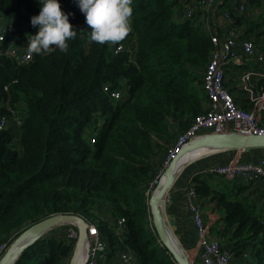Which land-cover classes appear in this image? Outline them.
I'll use <instances>...</instances> for the list:
<instances>
[{
    "label": "trees",
    "instance_id": "trees-1",
    "mask_svg": "<svg viewBox=\"0 0 264 264\" xmlns=\"http://www.w3.org/2000/svg\"><path fill=\"white\" fill-rule=\"evenodd\" d=\"M187 1L133 0L126 48L113 54L115 45L90 42L78 0H58L77 31L68 52L31 54L18 63L5 48L27 50V34L39 30L31 18L41 4L0 0L1 28L10 26L0 42V116L15 113L21 121L17 134L0 131L5 250L28 226L71 214L96 227L108 263L128 250L135 264H174L157 242L144 192L159 169L153 156L164 153L204 112L201 74L211 44L194 22L179 20ZM244 6L240 15L228 10L233 25L264 48V0H244ZM104 87L126 88L127 98L113 101ZM189 185L201 208L216 211L210 234L229 252L230 264H264V217L239 195L246 188L201 173ZM106 216L124 219L122 236ZM65 227L44 233L13 264H67L73 242L63 239Z\"/></svg>",
    "mask_w": 264,
    "mask_h": 264
},
{
    "label": "built area",
    "instance_id": "built-area-1",
    "mask_svg": "<svg viewBox=\"0 0 264 264\" xmlns=\"http://www.w3.org/2000/svg\"><path fill=\"white\" fill-rule=\"evenodd\" d=\"M230 9L238 15L242 14L245 10L244 0H189L180 9L179 20L194 22V25L200 28L211 44V52L201 74V88L205 98L204 112L185 132L176 135L171 144L167 146L161 156V168L154 180L163 173L168 163L184 146L202 136L224 133L264 136V124L262 123L264 48H261V43L257 44L253 38L241 36L228 14ZM5 31L9 33L10 26H6L0 32V42L3 41L2 32ZM126 43L127 37L114 46L113 54L122 52L126 48ZM5 49V55L14 58L18 63L30 60L31 54L26 49L15 48L12 45ZM231 67L245 68L240 71L235 86L243 92L245 100L250 105L249 109L237 105L227 90L225 72L227 68ZM260 83L263 85L260 86ZM5 89L6 87L3 88L4 91ZM102 90L104 93H108L109 98L113 101L127 98L126 88L108 92L104 87ZM20 122V117L15 113H10L8 117L0 116V131L11 128L15 131L14 134H17ZM244 151L246 150H236L237 153ZM202 174H213L228 181H237L250 191L256 184H264V154L252 162L233 160L214 164ZM156 183L157 181H153L148 190L144 192L146 202L152 185H156ZM183 197L184 208L190 214L195 230L196 245L199 250L197 257L200 263L230 264L229 252L222 248L217 240L209 238L210 228L202 218V209L196 202V194L191 185L185 188ZM110 223L116 236H122L125 231L124 219L117 218ZM65 226L63 239L74 243L77 236L76 227L74 225ZM84 244L86 247L83 264H103L105 262L106 245L99 238L96 227L92 224L87 225ZM185 254L188 258L187 253ZM114 264H135V258L130 251L121 250L116 255Z\"/></svg>",
    "mask_w": 264,
    "mask_h": 264
},
{
    "label": "water",
    "instance_id": "water-1",
    "mask_svg": "<svg viewBox=\"0 0 264 264\" xmlns=\"http://www.w3.org/2000/svg\"><path fill=\"white\" fill-rule=\"evenodd\" d=\"M249 149H264V136H242L235 133L209 134L190 141L175 155L164 169V182L158 190L149 195L146 205L149 221L157 238V242L166 250L174 264H191L186 254L179 248L176 242L169 238L167 223L162 218L160 210L163 205L164 195L169 190L175 175L174 166L177 158L188 152L192 153L191 159H195L200 158V156H205L204 154L207 153ZM65 225H74L77 230V236L68 260V264H75L86 240L88 224L82 218L71 214L49 216L28 226L9 244L0 258V264H13L20 253L31 246L44 233L55 227ZM168 225L171 226L172 223L169 222Z\"/></svg>",
    "mask_w": 264,
    "mask_h": 264
},
{
    "label": "crops",
    "instance_id": "crops-1",
    "mask_svg": "<svg viewBox=\"0 0 264 264\" xmlns=\"http://www.w3.org/2000/svg\"><path fill=\"white\" fill-rule=\"evenodd\" d=\"M252 67V66H251ZM253 68V67H252ZM245 68L231 67L227 68L225 72V85L227 90L231 93L235 103L244 109H249L250 105L245 100L243 92H241L235 83L237 81L240 71ZM263 83H260L262 86ZM262 123L264 124V113ZM264 154V150L261 149H249L242 153L236 151H224L210 154L205 157H198L197 159H190L185 164L192 162L193 164H185L178 171V178L171 184L169 190L166 192L163 198V205L161 206L162 218L167 223V231L169 232L170 239H173L179 248L187 253L188 259L191 264H201L198 259L199 250L196 245L195 230L192 225L190 214L184 208V193L185 188L190 184L191 177L198 173H203L207 169L211 168L214 164L225 163L233 160L239 162H252L258 160ZM185 166V167H184ZM246 196L250 202H253L257 211L261 212L264 217V184L258 183L255 187L249 190H244L242 193ZM202 218L205 224L210 228L214 227L217 222L216 211H210L211 207H202ZM108 222L112 220L106 216ZM169 222L172 225H168ZM210 239L214 237L210 234ZM173 242V241H172ZM116 257L103 264H114Z\"/></svg>",
    "mask_w": 264,
    "mask_h": 264
},
{
    "label": "clouds",
    "instance_id": "clouds-1",
    "mask_svg": "<svg viewBox=\"0 0 264 264\" xmlns=\"http://www.w3.org/2000/svg\"><path fill=\"white\" fill-rule=\"evenodd\" d=\"M39 15L31 18L33 27L39 26L38 33L28 35L29 54H47L55 49L67 53L69 41L74 40L77 31L63 13L58 0H39ZM133 0H78L80 11L91 28L90 42L100 45H117L131 33Z\"/></svg>",
    "mask_w": 264,
    "mask_h": 264
},
{
    "label": "bare ground",
    "instance_id": "bare-ground-1",
    "mask_svg": "<svg viewBox=\"0 0 264 264\" xmlns=\"http://www.w3.org/2000/svg\"><path fill=\"white\" fill-rule=\"evenodd\" d=\"M191 152H188V153H185V154H183V155H181L180 157H178L177 158V160H176V162H175V166H174V172H175V174L182 168V166L186 163V162H188L192 157H191ZM209 154H213V153H209ZM208 153L207 154H204V155H209ZM201 157V156H200ZM195 159H197V158H195ZM194 159V160H195ZM193 161V160H192ZM190 163V162H189ZM179 164H181L180 166H179ZM159 179V181L157 182V185H156V187L154 188V190L152 191V192H154V191H156V190H158L161 186H162V184H163V182H164V177H163V173H161L160 175H159V177L157 178V180ZM170 238V237H169ZM172 242V241H171ZM173 243V242H172ZM85 244L83 245V247H82V249H81V252H80V254H79V256H78V258H77V261H76V263L75 264H83V261H84V255H85Z\"/></svg>",
    "mask_w": 264,
    "mask_h": 264
},
{
    "label": "rangeland",
    "instance_id": "rangeland-1",
    "mask_svg": "<svg viewBox=\"0 0 264 264\" xmlns=\"http://www.w3.org/2000/svg\"><path fill=\"white\" fill-rule=\"evenodd\" d=\"M2 30V28H1V25H0V31ZM256 43L257 44H259L260 42H258V41H256ZM162 154L163 153H161V152H158L157 154H155L154 156H153V159L155 160V162H154V167H157V168H161V156H162ZM194 161V160H193ZM193 161L192 162H190V163H187V164H193ZM187 164H185V166L187 165ZM184 166V167H185ZM159 169H158V171H159ZM158 171H157V173H158ZM157 173H156V175H157ZM180 173V172H179ZM178 172L174 175V178H173V181H172V183L176 180V178H178V174H179ZM155 175V176H156ZM159 177V176H158ZM157 177V178H158ZM155 178V177H154ZM157 178L154 180L155 182L157 181ZM235 184V182H230L229 183V185H228V187H232L233 188V185ZM150 185V184H149ZM154 186V184L152 185V187ZM148 188H149V186H148ZM148 190V189H147ZM240 196H243L242 195V192L239 194ZM60 227V226H59ZM74 244V243H73ZM73 247V246H72ZM5 252V249H4V247H3V244L0 246V258H1V256L3 255V253ZM68 264V263H67Z\"/></svg>",
    "mask_w": 264,
    "mask_h": 264
}]
</instances>
